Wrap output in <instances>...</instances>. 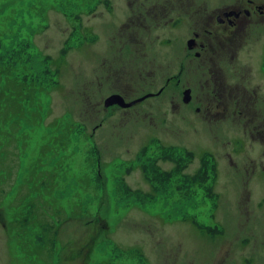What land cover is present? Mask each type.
I'll list each match as a JSON object with an SVG mask.
<instances>
[{
	"label": "rangeland",
	"instance_id": "374dc122",
	"mask_svg": "<svg viewBox=\"0 0 264 264\" xmlns=\"http://www.w3.org/2000/svg\"><path fill=\"white\" fill-rule=\"evenodd\" d=\"M129 1L0 0V57L17 53L13 75L42 80L26 114L3 109L18 123L14 137L0 124V264H264V134L247 131L262 122L207 111L210 72L187 45L233 0ZM154 4L158 22L129 24ZM214 61L220 91L263 112L264 30ZM205 160L215 174L192 183Z\"/></svg>",
	"mask_w": 264,
	"mask_h": 264
},
{
	"label": "flooded vegetation",
	"instance_id": "af4514ba",
	"mask_svg": "<svg viewBox=\"0 0 264 264\" xmlns=\"http://www.w3.org/2000/svg\"><path fill=\"white\" fill-rule=\"evenodd\" d=\"M129 3L131 8H134L136 5L132 0H130ZM140 9L142 10L140 15H133L130 17V25H135L139 21L147 23L150 19L158 22L164 12L163 8H160L158 4H154V6L151 7L141 5ZM204 24L206 25L204 29L200 31L197 29L193 30L194 38L189 39L187 45L189 50L194 51V60H199L201 62L199 65L203 66L207 72H210V80L213 82V86L211 87L210 96H207V111L213 113V111L221 105L224 112L223 115H225V117L230 116V114H232V116L237 115L241 121V125L245 122H252L255 120L262 122L258 126L256 125L254 129H247L251 136L264 134V108L262 107L263 112L257 109V103L260 101L257 102L254 100V97L245 96L232 98L233 88L230 84L222 83V85H219L222 88L220 91L217 87V78L213 73L220 72L218 68H215V54H223L224 62L229 64V52L230 58L235 60L238 51L244 45V41L246 39L250 40L254 36H259L260 30H264V0H233L231 3L224 2L219 6H215L212 11H209ZM189 41H191V47ZM218 43L220 44L221 50L217 49ZM179 72L182 73L183 69ZM170 82L171 79H168V83ZM177 82L181 83L180 80H177ZM224 89H227V93L223 96L225 93ZM187 90L191 89L188 88ZM163 92L164 87L157 93L149 92L147 94H150L148 95L150 97H155L162 95ZM148 96L133 106L150 98ZM141 97L131 101L140 100L142 99ZM232 99H235V101L232 102ZM191 100L192 90L189 102H191ZM133 106L128 108H132ZM231 111H233V113Z\"/></svg>",
	"mask_w": 264,
	"mask_h": 264
},
{
	"label": "trees",
	"instance_id": "16d2710c",
	"mask_svg": "<svg viewBox=\"0 0 264 264\" xmlns=\"http://www.w3.org/2000/svg\"><path fill=\"white\" fill-rule=\"evenodd\" d=\"M17 53L9 54L6 58L0 57V77L7 76L8 79L3 82L2 79H0V95L4 97V100L0 101V124L3 123L5 127H7L8 124H10V129L5 128L7 130L8 136H13V127L17 120L14 118V115L18 116L21 111L26 114L28 110H31L32 106L35 103V93L37 91V86L42 83V80L39 76L35 75L32 81H29L27 78L18 80L17 76H14L12 73V70L14 66L17 65ZM12 75L14 77H12ZM36 87V88H35ZM36 90V91H35ZM6 95V96H5ZM3 109L6 113H14V115L11 117L13 120L9 121V119L3 115ZM15 111H11V110ZM1 127V126H0ZM16 131V130H13ZM14 137V136H13ZM172 159V158H171ZM210 170L213 171V174H215V165L210 164V161L205 160L203 162L202 169L196 173L195 176H193L192 183L199 182V183H205L209 179L210 175L212 174ZM210 173V174H209ZM172 177L171 173L167 174L166 180H170ZM39 200L41 197H37ZM36 207L35 201H30L28 203V208H24L26 211H29V213L33 214L34 209ZM21 211H25V210ZM26 213V212H25ZM37 214V213H36ZM33 214V215H36ZM45 217V216H44ZM19 220H23L22 223L24 225H30L29 222L31 221V216L29 214H22L20 217H18ZM52 220H48L42 224L43 228L42 231H44V234L46 235V239L48 238V233H51V243H53V238L56 236L57 231L54 230L55 225L51 223ZM48 231V232H47ZM53 236V237H52ZM38 241L42 244H46L45 237L42 236L38 238Z\"/></svg>",
	"mask_w": 264,
	"mask_h": 264
},
{
	"label": "water",
	"instance_id": "95a60500",
	"mask_svg": "<svg viewBox=\"0 0 264 264\" xmlns=\"http://www.w3.org/2000/svg\"><path fill=\"white\" fill-rule=\"evenodd\" d=\"M194 41V40H193ZM191 41H189L190 44ZM191 47V44H190ZM150 94H147L146 96L141 97L142 99L140 100H135V101H131V102H127L126 99L124 98V96H122L121 94H113L111 96H109L108 98H106L105 100V107H111L114 105H118L122 108H128L133 106L134 104H136L137 102H140L142 100H144L145 98H147V96ZM150 97V96H148ZM191 99V90H186L185 92V97H184V102L188 103ZM0 218H1V214H0Z\"/></svg>",
	"mask_w": 264,
	"mask_h": 264
}]
</instances>
